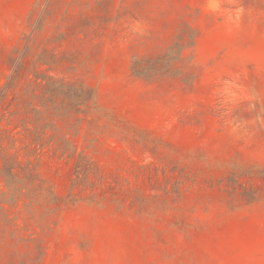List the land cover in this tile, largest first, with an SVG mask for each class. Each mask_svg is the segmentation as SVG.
I'll use <instances>...</instances> for the list:
<instances>
[{"label": "rangeland", "instance_id": "rangeland-1", "mask_svg": "<svg viewBox=\"0 0 264 264\" xmlns=\"http://www.w3.org/2000/svg\"><path fill=\"white\" fill-rule=\"evenodd\" d=\"M0 264H264V0H0Z\"/></svg>", "mask_w": 264, "mask_h": 264}]
</instances>
